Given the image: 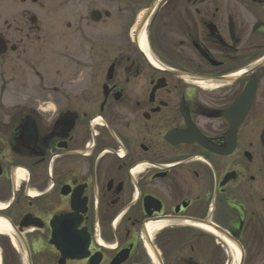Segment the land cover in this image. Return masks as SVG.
I'll list each match as a JSON object with an SVG mask.
<instances>
[{"label":"flooded vegetation","instance_id":"obj_1","mask_svg":"<svg viewBox=\"0 0 264 264\" xmlns=\"http://www.w3.org/2000/svg\"><path fill=\"white\" fill-rule=\"evenodd\" d=\"M103 2L0 0V264H264V0Z\"/></svg>","mask_w":264,"mask_h":264},{"label":"rangeland","instance_id":"obj_2","mask_svg":"<svg viewBox=\"0 0 264 264\" xmlns=\"http://www.w3.org/2000/svg\"><path fill=\"white\" fill-rule=\"evenodd\" d=\"M52 1V0H50ZM79 0H75V2L77 3V7H81L83 10L85 11H90L92 9H108V10H113V12L116 13L115 8L116 5H106L104 4L103 0H85L83 3L78 4ZM131 3V2H129ZM72 4H75L72 2ZM127 4V3H125ZM13 6L15 8V6H19L18 4V0H13ZM119 20H117L116 16H114V18H112L108 23L113 27L116 23L118 24ZM261 241L257 240V244L256 247H253L252 250H249L248 252V256L246 257V263L248 264H256L258 262L263 261V259H261L260 257V250H259V245H260ZM264 247V244H263ZM238 257V255H237ZM259 257V259H258Z\"/></svg>","mask_w":264,"mask_h":264},{"label":"water","instance_id":"obj_3","mask_svg":"<svg viewBox=\"0 0 264 264\" xmlns=\"http://www.w3.org/2000/svg\"><path fill=\"white\" fill-rule=\"evenodd\" d=\"M95 13H96V12H94L93 15H95ZM94 19H96V18H94ZM96 20H97V19H96ZM233 242L236 243V245L239 247V249H240V251H241V260H240V262L242 263V262L244 261V251H243V249H242V247H241V245L239 244L238 241L234 240Z\"/></svg>","mask_w":264,"mask_h":264},{"label":"bare ground","instance_id":"obj_4","mask_svg":"<svg viewBox=\"0 0 264 264\" xmlns=\"http://www.w3.org/2000/svg\"><path fill=\"white\" fill-rule=\"evenodd\" d=\"M140 44H141V46H143V38H142V40H141V43H140ZM142 48H143V47H142Z\"/></svg>","mask_w":264,"mask_h":264}]
</instances>
